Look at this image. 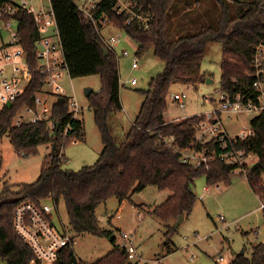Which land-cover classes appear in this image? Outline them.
Listing matches in <instances>:
<instances>
[{
    "label": "trees",
    "instance_id": "trees-1",
    "mask_svg": "<svg viewBox=\"0 0 264 264\" xmlns=\"http://www.w3.org/2000/svg\"><path fill=\"white\" fill-rule=\"evenodd\" d=\"M7 1L0 0V3ZM136 1L142 12L149 16L148 28L137 23L126 25L124 17L112 10V0H103L101 6L108 20L124 29L138 44L136 55L140 57L153 49L163 62V68L150 79L131 127L124 139L118 142L110 124L113 113L122 109L116 55L111 49L105 54L103 47L106 46L94 25L70 0H51L69 75L100 76L99 90H91L87 98L103 148L92 165H84L77 170L61 166L58 153H63L61 150L70 143V137H75L62 136L64 126L70 120L66 96H56L53 103L51 116L57 123L55 129H50L46 121L11 125L16 112L24 104H33L35 92L42 87V75L32 69L21 96L0 112V139L9 132L12 145L21 155L33 154L40 144L47 143H51L52 151L35 181L22 183L16 189L5 184L0 192V264H31L35 256L13 227L14 208L23 200L40 205L47 199L56 203L63 199L75 233L109 235V231L99 226L95 211L99 204L111 197L122 202L148 185H155L160 190L169 189L172 193L156 205L153 212L163 220L177 219L179 215H189L193 209L197 197L192 184L197 177L205 176L208 186L220 182L229 184L234 176L232 165L217 160L207 170L184 164L178 153L158 143V136L173 135L182 147L191 141L194 125L203 114L166 120L167 95L174 82L197 81L205 77L200 66L209 42L217 41L222 46L221 90L233 94L251 83L246 73L250 70L254 46L264 42V0H214L219 8L217 24L204 25L195 33L175 39L168 36V20L175 0ZM18 16L19 41L30 66L35 67V23L26 10L20 11ZM80 121H75L76 127L80 126ZM250 123L253 134L240 146L258 155L259 163L250 171L248 181L251 188L259 193L264 172V112L253 117ZM76 137L83 140L85 132ZM174 230L170 226L165 234L168 236ZM111 239L114 243L113 236ZM61 256L57 264H68L72 259L69 250L63 251ZM126 259L124 251L115 245L109 253L91 264H125ZM228 264H264V242L253 245L250 256L238 253Z\"/></svg>",
    "mask_w": 264,
    "mask_h": 264
},
{
    "label": "rangeland",
    "instance_id": "rangeland-1",
    "mask_svg": "<svg viewBox=\"0 0 264 264\" xmlns=\"http://www.w3.org/2000/svg\"><path fill=\"white\" fill-rule=\"evenodd\" d=\"M218 14L219 8L214 0H175L168 20V36L175 39L183 34L195 33L204 25L214 26ZM112 35H118L111 50L118 62L122 109L113 113L110 124L116 140L120 142L139 111L144 98L143 91L147 89L150 79L162 70L163 62L153 49H149L138 57V68H132L138 44L124 29L108 23L100 34L105 46ZM221 61V44L209 42L200 66L205 77L197 81L172 83L167 95L165 119L198 115L213 107L214 103L207 98H219ZM132 78L136 79V84H131ZM60 83L67 95L74 96L83 108L80 117L84 126V139L70 142L61 150L66 158L61 166L77 170L95 163L103 148L85 93L86 88L99 90L100 76L90 74L71 77L65 71ZM174 92L187 94L180 101L184 103L183 107L171 98L170 94ZM16 116H27L25 108H21ZM51 151L52 145L47 143L40 144L33 154L21 155L12 145L9 132H6L0 139V192L5 184L16 189L22 183L35 181ZM206 185L203 175L194 180L192 189L196 201L190 214L183 216L177 226V219L163 220L153 212V208L172 193L169 189L160 190L155 185L146 186L123 202L111 197L97 206L95 213L98 224L109 231V235L75 233L71 229L63 199L55 204L57 210H53V221L58 228L62 223L73 236V251L86 264L94 263L118 245L121 241L119 229L130 234L140 255L139 262L126 259L125 264H146L159 257H162V264H228L234 252L244 250L245 256H250L252 246L264 242V209L258 193L251 188L244 174H235L229 184L220 182L208 185V189L204 190ZM261 185L264 186V174L261 175ZM202 193L203 199H200ZM48 202L54 206L55 202L50 199ZM170 226L175 230L167 236L165 233Z\"/></svg>",
    "mask_w": 264,
    "mask_h": 264
},
{
    "label": "built area",
    "instance_id": "built-area-1",
    "mask_svg": "<svg viewBox=\"0 0 264 264\" xmlns=\"http://www.w3.org/2000/svg\"><path fill=\"white\" fill-rule=\"evenodd\" d=\"M71 3L88 19L101 34L103 27L112 23L108 20L106 12L102 9L103 0H70ZM22 10L29 12L35 23L37 36L34 41V56L36 66L31 67L26 52L20 43L18 26V13ZM112 10L118 16H123L126 25L137 23L142 28L149 27V16L142 12L136 0H112ZM113 24V23H112ZM116 26V25H115ZM118 35L107 39L106 47L116 44ZM138 68V56L135 54L131 64ZM34 69L42 75V87L35 92L33 104H24L27 116L13 117L12 126H20L25 122L46 121L50 129H55L57 123L51 116V110L56 96L67 97V108L70 120L63 128L62 136L73 135L70 142L78 141L76 135L84 132L80 115L83 108L74 96L67 95L60 80L63 72L68 71L64 58L61 38L55 18L51 0H9L0 3V112L4 107H10L21 96L24 88L31 78ZM251 83L244 86L242 91L233 94L219 89V98H207L214 105L208 111L201 113L203 117L194 125L191 141L184 147L178 145L173 135L158 136V143L164 148L176 152L181 162L196 168L209 169L210 164L217 160L232 165L231 172L249 173L259 163L258 155L240 146V143L253 134L251 119L264 112V42L254 46L250 70L246 73ZM136 84V79L130 80ZM180 107V102L187 96L185 92L170 94ZM54 99V101H50ZM81 120L79 127L75 121ZM235 122H239L234 125ZM240 125H242L240 127ZM64 153L59 152L61 163L65 160ZM264 172L262 173V175ZM258 197L264 209V186ZM208 186H204L207 190ZM203 199V193L199 195ZM51 200V199H50ZM53 201V200H52ZM54 202V201H53ZM48 199L37 205L28 200L17 204L13 211V227L16 234L21 237L32 249L34 258L31 264H57L62 258L63 251L69 250L72 255L68 264H84L73 251L74 238L61 223L58 228L53 221V210L56 208ZM119 218L120 215L117 214ZM120 242L118 246L124 251L126 258L139 262L133 240L125 230L119 229ZM146 264H162V257L151 260Z\"/></svg>",
    "mask_w": 264,
    "mask_h": 264
},
{
    "label": "water",
    "instance_id": "water-1",
    "mask_svg": "<svg viewBox=\"0 0 264 264\" xmlns=\"http://www.w3.org/2000/svg\"><path fill=\"white\" fill-rule=\"evenodd\" d=\"M103 50H104L105 54L109 53V51H108L107 48L103 47ZM91 90H92L91 88H86V89H85V93L88 94ZM253 168H254V167H253ZM182 219H183V215H179V216L177 217V222H176L175 226H177L178 223H179ZM243 252H244V250H241L239 253L242 254Z\"/></svg>",
    "mask_w": 264,
    "mask_h": 264
},
{
    "label": "crops",
    "instance_id": "crops-1",
    "mask_svg": "<svg viewBox=\"0 0 264 264\" xmlns=\"http://www.w3.org/2000/svg\"><path fill=\"white\" fill-rule=\"evenodd\" d=\"M180 118H181V117H177L176 120H178V119H180ZM166 120H167V119H166ZM123 201H124V200H123ZM123 201H122V202H123ZM236 254H238V253H235V252L232 253V257H231L230 261L235 257Z\"/></svg>",
    "mask_w": 264,
    "mask_h": 264
}]
</instances>
